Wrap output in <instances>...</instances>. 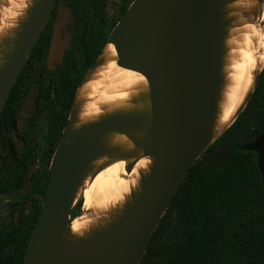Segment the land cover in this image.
Segmentation results:
<instances>
[{"label":"water","instance_id":"95a60500","mask_svg":"<svg viewBox=\"0 0 264 264\" xmlns=\"http://www.w3.org/2000/svg\"><path fill=\"white\" fill-rule=\"evenodd\" d=\"M217 1L133 0L130 3L104 46L113 45L118 56L117 66L141 74L147 82L152 112L153 170L131 214L114 236L98 243L85 260L67 255L60 241L71 219L70 212L78 202L73 204L74 189L81 179L84 163L97 150L81 141L61 148V136L22 264H139L187 171L216 140L209 143L217 81L212 44L219 28L211 14ZM54 2L37 0L15 52L0 74V113ZM66 18L70 24L69 11L60 10L53 29L49 56L57 62L67 48V42L59 43ZM206 24L212 28V34L204 29ZM123 127L122 121L107 120L91 129L119 131ZM240 151L256 154L264 186V132L243 145ZM1 161L4 163L5 158ZM130 168L128 165L125 170L128 172ZM16 252L17 248L1 264H11Z\"/></svg>","mask_w":264,"mask_h":264},{"label":"trees","instance_id":"16d2710c","mask_svg":"<svg viewBox=\"0 0 264 264\" xmlns=\"http://www.w3.org/2000/svg\"><path fill=\"white\" fill-rule=\"evenodd\" d=\"M132 1L119 0L120 16ZM68 6L74 15V36L86 32L89 35L90 51L84 50L88 54V70L106 43L95 47L105 0H68ZM74 51L73 43L65 53L62 68L46 87L39 88L36 97V114L47 113L50 142L43 154L47 168L41 174H29L34 164L29 148L8 161L5 168L0 167V171L11 174V178L0 180V193L19 191L26 182L28 185L10 201L9 218L0 220V264L15 248L11 264H22L39 216L55 150L86 71L73 77L64 68ZM24 73L25 70L19 75L0 113V134L4 138L24 95ZM263 132L264 66L243 111L187 171L139 264H264V186L256 154L240 151ZM80 208L78 200L70 212L71 219ZM172 213H176L180 236L175 242L165 238Z\"/></svg>","mask_w":264,"mask_h":264},{"label":"bare ground","instance_id":"6f19581e","mask_svg":"<svg viewBox=\"0 0 264 264\" xmlns=\"http://www.w3.org/2000/svg\"><path fill=\"white\" fill-rule=\"evenodd\" d=\"M37 0H0V74L9 64ZM211 17L219 26L212 48L216 59L209 143L243 110L264 66V0H218ZM204 29L212 34L207 24ZM112 44L103 46L74 94L61 148L77 141L97 153L83 165L73 204L80 213L61 238L65 254L81 260L112 237L131 214L155 162L150 156L151 105L144 77L117 66ZM107 120L123 122L119 131L91 129ZM131 165L127 172L125 169Z\"/></svg>","mask_w":264,"mask_h":264},{"label":"rangeland","instance_id":"374dc122","mask_svg":"<svg viewBox=\"0 0 264 264\" xmlns=\"http://www.w3.org/2000/svg\"><path fill=\"white\" fill-rule=\"evenodd\" d=\"M105 5L106 8L104 9L103 16L98 21L100 41L99 47L102 46L104 41H107L115 22L120 17L118 7L114 2H112V0H105ZM44 31L47 32V28H45ZM82 71H85V69ZM31 78L32 77L30 76L24 79V97L20 102L19 109L15 115L13 122L10 123V125L6 129L7 138L2 137V135L0 134V144L2 141H4L5 143L4 149L0 150V160L2 157H5V161L0 167L5 168L8 161L14 158L24 148H29L32 150L34 156V164L32 165L29 174L38 175L47 168L45 166L43 154L50 140L49 129L47 125V113L43 112L38 116L34 115L36 111V87L34 83L31 82ZM69 116L70 113L68 115V118ZM6 177L11 178V174L8 170L3 169L2 171H0V180ZM27 186L28 185L26 182L23 186V189L19 191L12 193H0V219L9 218L7 209L10 201L14 197L21 194L27 188ZM77 201L78 200H76L74 204ZM79 213L80 211L78 212V214ZM168 221L170 222V230L165 234V238L173 239V241L175 242L180 238L179 232L176 230V213H172L171 218Z\"/></svg>","mask_w":264,"mask_h":264},{"label":"flooded vegetation","instance_id":"af4514ba","mask_svg":"<svg viewBox=\"0 0 264 264\" xmlns=\"http://www.w3.org/2000/svg\"><path fill=\"white\" fill-rule=\"evenodd\" d=\"M112 2H114L116 5L119 4V2H115L113 0H112ZM105 8H106V5H105L104 9ZM60 10L69 11V13L71 15V23L69 24L67 21V18H66V23L60 31L59 43L61 45H63V44H65V42H67V48L65 50H63L61 59L59 62H57L54 59H50L49 50H50V46H51V42H52L53 29L56 25L57 16H58ZM73 24H74V15H73L72 10L68 6V0H55L54 4L50 10V13L48 15V19H47L39 37H38L36 43L34 44L31 52L29 53L27 60L24 64V67L22 69V71L25 70V73L23 74L24 79H26L27 77H30V76L32 77L31 82H33L35 87H36L35 101H36L37 94L39 93V88L40 87H46L49 83V80L52 79L54 74L58 73L59 69L62 68V66L64 65L65 53L67 50H69L70 46L73 43L75 44V51L72 55L69 56V59L65 61V67L64 68L68 69L72 73L73 77L78 75L79 72H82V70H84V69L86 70L85 66L87 64L88 54L84 50H88L87 47L90 44L89 35H87V32H86L85 35H78L77 37H75ZM45 28H47V32L44 31ZM99 42L100 41H99V32H98L95 47L99 46ZM102 48L103 47H101V50H102ZM101 50H100V52H101ZM88 51H90V50H88ZM23 97H24V95H23ZM22 98H21V100H22ZM21 100H20V102H21ZM35 104H36V102H35ZM18 109H19V107H18ZM18 109H17V111H18ZM35 109H36V105H35ZM34 115L38 116L36 114V111H35ZM4 147H5V143H4V141H2L0 144V150H3ZM2 158H5V157H2ZM2 158H1V160H2ZM1 160H0V166L3 165Z\"/></svg>","mask_w":264,"mask_h":264}]
</instances>
